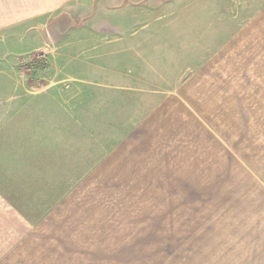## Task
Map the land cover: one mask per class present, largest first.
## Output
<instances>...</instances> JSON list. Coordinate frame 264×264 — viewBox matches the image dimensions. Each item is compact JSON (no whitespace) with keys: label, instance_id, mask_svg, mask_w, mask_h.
Listing matches in <instances>:
<instances>
[{"label":"rangeland","instance_id":"374dc122","mask_svg":"<svg viewBox=\"0 0 264 264\" xmlns=\"http://www.w3.org/2000/svg\"><path fill=\"white\" fill-rule=\"evenodd\" d=\"M205 3L213 16H226L217 23L227 26L228 51L212 62V94L204 99L201 88L196 105L209 129L230 142L240 140L243 123L252 141H264V0ZM48 19L0 29V96L19 92V79L39 83L51 77L98 81L92 93L102 97L108 92L103 84L116 78L108 68L115 64L112 52L127 47V37L107 44L106 29L99 38L78 32L83 22L69 15ZM117 33L127 36V23ZM118 57L123 67L125 55ZM97 95L93 104L103 105ZM168 104L174 117L142 124L131 119L128 134L127 101L114 103L113 118L97 119L109 124L101 127V139L116 133L115 151L40 225H14L13 231L4 225L0 264H225L229 247L220 225H235V198L229 197L234 186L229 180L220 187L208 170L225 154L203 122L188 119L183 104ZM247 153L251 157L252 150Z\"/></svg>","mask_w":264,"mask_h":264},{"label":"crops","instance_id":"0c3cea01","mask_svg":"<svg viewBox=\"0 0 264 264\" xmlns=\"http://www.w3.org/2000/svg\"><path fill=\"white\" fill-rule=\"evenodd\" d=\"M207 1L0 0V29L63 13L83 22L78 32L104 37L107 30L111 34L104 40L107 44L127 37V47L112 52L115 64L108 68L116 78L103 84L108 92L102 97L92 93L98 81L51 77L39 83L19 79L15 81L19 92L0 96V240L4 225L12 231L14 225L16 230L19 225H40L110 157L117 135L101 139V127L109 124L101 126L97 119L113 118L116 101H127V134L133 131L131 119L142 124L148 118H172L174 111L165 107L177 103L187 108L191 122L204 123L225 154L208 169L210 180L219 181L220 187L229 180L230 188L234 186L229 197L235 198V225H220V238L229 247L222 262L264 264V141H252L243 123L240 140L230 142L222 131L209 129L203 121L206 115L196 105L201 88L204 99L212 94V62L226 57L228 51L227 26L217 23L226 16H213ZM101 11L107 12V19ZM123 22L127 36L117 33ZM122 54L123 67L118 57ZM206 70L207 77H199ZM95 95L97 102L105 103L93 104ZM4 260L0 241V262Z\"/></svg>","mask_w":264,"mask_h":264}]
</instances>
